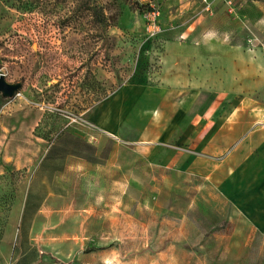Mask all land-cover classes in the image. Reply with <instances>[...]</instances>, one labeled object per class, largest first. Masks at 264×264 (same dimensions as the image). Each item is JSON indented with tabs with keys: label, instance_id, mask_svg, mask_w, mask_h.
I'll list each match as a JSON object with an SVG mask.
<instances>
[{
	"label": "rangeland",
	"instance_id": "obj_1",
	"mask_svg": "<svg viewBox=\"0 0 264 264\" xmlns=\"http://www.w3.org/2000/svg\"><path fill=\"white\" fill-rule=\"evenodd\" d=\"M0 75L21 86L0 95L8 255L4 245L26 242L19 228L46 149L94 130L102 110L128 117L126 139L178 114L245 116L264 131V0H0Z\"/></svg>",
	"mask_w": 264,
	"mask_h": 264
},
{
	"label": "crops",
	"instance_id": "obj_2",
	"mask_svg": "<svg viewBox=\"0 0 264 264\" xmlns=\"http://www.w3.org/2000/svg\"><path fill=\"white\" fill-rule=\"evenodd\" d=\"M127 118L102 110L94 130L51 143L26 242L4 245L1 263L264 264V131L245 116L178 114L126 139Z\"/></svg>",
	"mask_w": 264,
	"mask_h": 264
},
{
	"label": "water",
	"instance_id": "obj_3",
	"mask_svg": "<svg viewBox=\"0 0 264 264\" xmlns=\"http://www.w3.org/2000/svg\"><path fill=\"white\" fill-rule=\"evenodd\" d=\"M21 86L19 84H8L4 76L0 75V95L4 98H12L20 90Z\"/></svg>",
	"mask_w": 264,
	"mask_h": 264
},
{
	"label": "built area",
	"instance_id": "obj_4",
	"mask_svg": "<svg viewBox=\"0 0 264 264\" xmlns=\"http://www.w3.org/2000/svg\"><path fill=\"white\" fill-rule=\"evenodd\" d=\"M155 20H156V15L154 14V18L152 19V32H155L157 29H156V25H155Z\"/></svg>",
	"mask_w": 264,
	"mask_h": 264
},
{
	"label": "bare ground",
	"instance_id": "obj_5",
	"mask_svg": "<svg viewBox=\"0 0 264 264\" xmlns=\"http://www.w3.org/2000/svg\"><path fill=\"white\" fill-rule=\"evenodd\" d=\"M42 215H43V213H42ZM42 218V217H41ZM44 219V218H43Z\"/></svg>",
	"mask_w": 264,
	"mask_h": 264
}]
</instances>
